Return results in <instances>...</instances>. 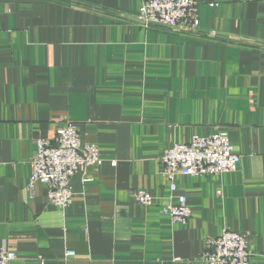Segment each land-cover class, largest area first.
Segmentation results:
<instances>
[{
	"label": "crops",
	"instance_id": "1",
	"mask_svg": "<svg viewBox=\"0 0 264 264\" xmlns=\"http://www.w3.org/2000/svg\"><path fill=\"white\" fill-rule=\"evenodd\" d=\"M193 1L198 28L177 31L144 28L139 0H0V247L11 264H207V239L225 230L264 264V0ZM65 121L102 163L71 178L62 211L27 186L37 140ZM220 133L236 172L177 176L192 215L171 223L163 154Z\"/></svg>",
	"mask_w": 264,
	"mask_h": 264
},
{
	"label": "built area",
	"instance_id": "2",
	"mask_svg": "<svg viewBox=\"0 0 264 264\" xmlns=\"http://www.w3.org/2000/svg\"><path fill=\"white\" fill-rule=\"evenodd\" d=\"M139 22L144 28L160 27L177 31L197 29L199 26L197 5L193 0H139ZM79 125L70 121L59 126L53 137L36 142V154L30 161L31 174L27 186L29 196L40 184L47 189L46 198L64 211L72 202L71 178L79 170L100 165L97 146L81 142ZM161 175L169 184L170 197L162 202L161 210L173 224H186L192 212L186 197L174 195L177 176H217L234 173L240 161L239 155L225 133L193 136L185 144H174L163 154ZM115 166V163H113ZM135 201L144 208L153 204L154 197L143 190L131 192ZM201 261L207 264H250L253 253L244 235L229 230L217 238L207 239ZM66 252V257L73 256ZM15 252L0 247V264H11Z\"/></svg>",
	"mask_w": 264,
	"mask_h": 264
}]
</instances>
